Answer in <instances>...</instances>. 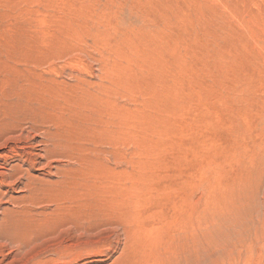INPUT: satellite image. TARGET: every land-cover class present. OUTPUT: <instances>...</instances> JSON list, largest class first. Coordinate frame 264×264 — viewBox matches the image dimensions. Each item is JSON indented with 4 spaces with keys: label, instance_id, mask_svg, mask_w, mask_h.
<instances>
[{
    "label": "rangeland",
    "instance_id": "374dc122",
    "mask_svg": "<svg viewBox=\"0 0 264 264\" xmlns=\"http://www.w3.org/2000/svg\"><path fill=\"white\" fill-rule=\"evenodd\" d=\"M13 95L74 158L0 187V264H264V0H0Z\"/></svg>",
    "mask_w": 264,
    "mask_h": 264
},
{
    "label": "bare ground",
    "instance_id": "6f19581e",
    "mask_svg": "<svg viewBox=\"0 0 264 264\" xmlns=\"http://www.w3.org/2000/svg\"><path fill=\"white\" fill-rule=\"evenodd\" d=\"M84 95H86V94H84ZM59 98H60V96H59ZM31 102L32 101H30V98L27 95H24V97L18 96V95H13L12 97H9V98L7 97L6 101L4 102L5 106L3 105V107L0 109V118H1L0 119V187H5V188L10 187L11 188V186L15 187L16 183L19 182L20 184H22L23 182L21 183L20 181H24V184H23L24 187L23 188L25 189V191H26L25 193L27 195L24 197V199L32 198L35 195L37 196V192H35V191H36L37 185H39V184H42V185L44 184L47 187V190L45 189L47 191V193L51 192L54 189L56 190V188L58 186H60L62 183V171H64L63 170L64 169V167H63L64 161L67 159H72V161H73V158H74V156L64 155V153H62L64 151L63 149L61 152L62 145L60 143L61 141H59V139H58L60 132H58L59 130L57 129L54 122L47 120L45 118L39 117L37 115V112L35 114H32L30 112L31 111L30 107H32ZM46 103L47 102L41 101L38 103V106L41 108H44ZM32 104H33V102H32ZM51 106H52V104H51ZM103 106H105V104ZM106 106H108V105H106ZM46 110H47V108H46ZM97 113L99 114L100 112L98 111ZM102 114H103V112H102ZM8 118L11 120V122H9V120L6 121V119H8ZM63 120H65V119H63ZM68 121L66 120V122H68ZM60 137H61V135H60ZM37 148H39V149L37 150ZM11 160H15L16 165L14 167L12 166L11 170L8 169V170H10V172H8V174H6L1 169L2 168L1 166L2 165L5 166L9 162H11ZM16 172H18L17 178L13 179L16 175ZM34 172H39L41 177L38 175H35ZM67 172H65V173H67ZM67 174H69V173H67ZM51 177L55 178V180L54 179L51 180L50 179ZM38 192H40V191H38ZM43 194H45V193L43 192L42 195ZM48 195H51V194H47V196ZM55 196L56 197H53V201L57 205V206L56 205L55 206L56 207L61 206V199L57 195H55ZM43 197H45V196H43ZM66 197H68V196H66ZM15 200L16 199H14V201ZM31 200H28L26 202V204L30 203ZM42 200H44V199H42ZM24 204H25V202H24ZM53 207H54V205H53ZM59 208H57V209H59Z\"/></svg>",
    "mask_w": 264,
    "mask_h": 264
}]
</instances>
